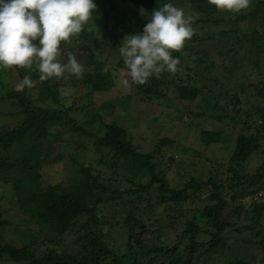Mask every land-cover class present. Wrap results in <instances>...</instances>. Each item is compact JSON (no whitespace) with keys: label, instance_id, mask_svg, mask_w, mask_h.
<instances>
[{"label":"trees","instance_id":"trees-1","mask_svg":"<svg viewBox=\"0 0 264 264\" xmlns=\"http://www.w3.org/2000/svg\"><path fill=\"white\" fill-rule=\"evenodd\" d=\"M169 2L191 18L194 35L180 51L173 52L180 61L177 72H162V79L154 74L143 85L133 84L137 89L135 94L143 96L141 101H157L163 96L168 98L161 85L173 84L181 99L189 103L202 100L199 97L202 87L192 84L191 78L185 79L180 72L184 66L187 70L194 69L193 78L198 76L201 81L198 74L201 71L214 80L221 102L216 103L213 116L217 120L225 116L239 134L230 142L221 136L225 128L220 126L202 128L200 134L205 145L231 144L233 150L226 170L229 175L224 180L218 170L210 169L207 179L193 176L182 187L173 188L161 173L164 156L154 160L160 152L157 147L151 152L140 150L128 127L120 125L116 115L110 122H103L105 111L115 104L107 100L97 106L94 95L110 90L114 75L109 59L98 55L91 46L92 34L84 26L75 36V46L67 48V56L72 54L79 61L85 54L87 59V65L82 64V79L69 76L84 87L81 105L75 106L79 96L70 107L49 108L39 104L34 92H27L29 88L17 92L1 83L8 91L0 95V101L10 105V111L1 112L17 115L19 119L13 127L0 130V180L12 183L13 201L24 217L11 220L0 211V264H264V162L254 172L243 173L250 158L264 152V82L251 93L253 98L244 102L242 97L251 91L249 87L242 84L240 95L225 88L233 83L230 79L234 77L233 69H227L223 79L212 74L216 60L201 46L202 41L213 40L216 54L223 62L232 59L234 66H241L245 58L261 69L264 66V0H250L247 9L252 10L239 13L218 11L208 0H95L102 12V34L109 37L110 41H106L113 49L120 48L125 35L141 32L151 12ZM210 25L222 27L202 33ZM65 46L61 42L60 48ZM116 64L124 65L121 57ZM16 68L21 78L30 76L40 98L59 101V80L40 81L35 63L30 70ZM126 99L132 103L130 95ZM243 103L248 106L244 107ZM228 105H233V110ZM117 109L123 112L120 107ZM73 112L86 115L84 124L78 122ZM253 114H257L261 123L247 134L245 129L253 124L245 119L252 118ZM198 115L207 114L200 111ZM98 120L103 128H97ZM63 123L93 140L97 157L86 164L81 156L72 155L74 175L51 181L40 169L43 159L48 157L46 144L50 143L52 128ZM155 124L159 123L154 121L152 128L159 133L163 125L156 128ZM62 158L64 155L55 159ZM175 158L173 155L168 160ZM94 161L110 173L100 171ZM180 164L195 166L191 160ZM124 182L129 187L123 188ZM206 185L212 186L209 200L194 210L185 229L176 235L174 244H169L166 237L169 230L165 231L167 218L173 216L175 222L177 216L185 215L186 201L191 198L189 190L200 192ZM254 196L257 197L250 204L251 210L244 211L241 199ZM3 199L1 194L0 204ZM144 201L148 203L146 207L141 206ZM109 207L116 209L105 213L104 209ZM153 212L159 215L157 219H152ZM243 214L246 215L242 217ZM32 222L38 224L37 231L29 227ZM8 224L14 230L7 228Z\"/></svg>","mask_w":264,"mask_h":264},{"label":"rangeland","instance_id":"rangeland-1","mask_svg":"<svg viewBox=\"0 0 264 264\" xmlns=\"http://www.w3.org/2000/svg\"><path fill=\"white\" fill-rule=\"evenodd\" d=\"M250 10H252V8L247 9L245 12H249ZM101 18L102 12L98 9V7H96L94 10V18L90 19L85 27L88 28L89 32L92 34L90 37L91 46L98 55L109 59L114 75L113 87L110 90L97 92L94 95V100L96 101L97 106L107 100H110L115 104V107L105 111L103 122H110L116 115V120L119 118V124L124 127H128L129 134L132 136L134 143L140 150L144 152H151L157 147L156 150H160V152L156 153L154 160H161V157L164 156V161L161 164V173L166 175L170 186L173 188L182 187L183 184L188 182L193 176H196L199 179H207V176L210 175V169H213L215 172L218 170V175L222 176L225 180L226 175H229L226 170L229 167V159L232 152L231 150H233L232 147H230L231 144L221 142L219 145H215V143L205 145L202 142L200 134V130L202 128L212 129L215 126L225 128L221 136L227 137L229 142L239 134V131L237 129H233V124L229 123L230 120L225 119V116L223 119L219 120L213 116L215 114L216 103L221 102L218 100V86L215 81L211 80L209 76H206L201 71H198L201 81L198 76V78H193L195 73L194 69L187 70L186 66H184L181 68L180 72L183 73L185 79L188 80L191 78L190 80L192 84L202 87L203 91L201 95H199L202 100H194L189 103V101L180 98L175 85L162 84L160 89L165 92L168 98L163 96L156 99L157 101H141L143 96L141 94H135L137 89L134 88L133 85H131L128 89H124L119 84L121 72H126L127 69L125 65L119 66L116 64L120 60L119 47L113 49L112 46H110V42L106 41L109 40V37L105 38L102 34L103 32L101 30H103V25L100 21L102 20ZM221 27L222 25H210L208 28L203 30L202 33L205 31L219 30ZM234 36L236 35H233V37ZM74 39L75 36L71 37L69 42H63L66 46L61 49V55L58 57L60 62H67V54L69 52L67 48L75 46V43L73 42ZM221 42H224V40ZM201 43V46H204V48L209 51L211 57L216 60L212 74H217L223 79V75L226 74L227 69H233L234 77L232 76L230 78L233 83H226L227 85H225V88H231L233 91L239 93L241 91L240 86L244 84L249 87L251 91L242 97V99L246 102V100H249L250 97L253 98L251 93L256 91L257 87H260L264 82V66L259 69L256 65H253L252 62L249 64V61L245 58L242 59L243 62L241 66H234V60L232 59L230 61L227 60L226 62H223L216 54V44L213 40L202 41ZM85 56V54L82 55L79 60V62L83 65H87V59ZM262 59H264V54ZM191 62L192 61H190L189 64L194 66ZM216 64L218 67H216ZM201 66H203V64ZM66 75H68V79H59L60 88L58 102L51 99L40 98L39 94L36 92L37 89L35 88L28 89L27 92H34L33 96L35 98H39L38 103L49 108L70 107L74 104V99L79 96L80 100L75 103V106L81 105V95L84 93V87L81 82L76 83L71 78L69 79L71 74ZM155 75L158 78H161L160 73ZM204 77L206 79H204ZM128 79L131 80V77L128 76ZM22 80L23 78H21V74L18 73L16 66L0 71V95L8 91L1 83H6L8 88L15 90V85ZM55 81L56 79L54 78L52 83ZM254 84H256L255 87L253 86ZM128 95L132 97V103L127 101L126 96ZM201 96H205L208 100L203 99ZM68 99L71 100L70 105H67ZM243 104H246L244 107L248 106L247 103ZM9 106L10 105L3 104V101H0V130L13 127L19 119L17 115L2 114L1 111H10ZM118 107H120L123 112H120L117 109ZM228 108L233 110V105H228ZM200 111L205 112L207 115H198ZM225 114L226 112H224V115ZM83 115V113L73 112V116L78 119L79 123H83L87 119L86 115ZM245 120H249V122H252L253 124L249 127L250 129H245L247 134L254 132L255 128H257V126L261 123L257 114H253L252 118H246ZM154 121L159 123L154 125L157 126L156 128L163 125V129H160L161 131L159 133H156L157 130H153L152 128ZM96 124L97 128H103L101 120H98ZM52 134L53 135L49 140L50 143L46 144L49 148L48 157L43 159L44 161L40 169L43 170L45 178L48 180L60 181L65 175H74L76 168L72 164V155L77 154V156H81L86 164H89L97 157L95 153L94 141L89 140L87 137L82 136L79 132L72 130L71 126L65 123L58 124L52 128ZM165 139L171 141V143H165L166 141H163ZM58 155H64V158L55 159L58 158ZM173 155L177 158L173 161L168 160L170 156ZM186 160L193 161L195 166H182L180 162ZM168 162H170L169 165ZM263 162L264 152L260 151L250 158L246 168L243 169V173L247 174L249 172H254L255 169ZM94 164L100 171L110 173V170L105 166L100 165L95 161ZM73 168L75 169L74 172ZM122 187H129V184L124 182V186L122 185ZM211 187V185H206L202 191L195 193L193 190H189L191 198L186 201L187 205H185V209L183 208L185 215L177 216L178 219L175 222L173 216L167 218L166 224H168V227L165 231L169 230V235L166 236L169 244H174L176 235L185 229L187 225L186 223L188 219L192 217L194 210H197L201 206L205 205L209 200V191ZM13 191L14 189L11 182L3 183L0 180V196L2 194L5 198L3 199V203L0 204V211H2L3 216L8 219L15 221H19L20 219L23 220L24 216H22V213L20 212L19 205L13 201ZM256 197L257 196L241 199L244 201V211L249 212L251 210L250 204ZM147 205L148 203L146 201L141 204L142 207H146ZM103 209L104 208H102V210ZM106 209L107 210L104 209V212L109 213L111 210L116 208L109 207ZM244 211L243 213H245ZM175 212L178 213L180 211L175 210ZM245 215L246 214H243L242 217ZM152 216L153 220L159 217L156 212H153ZM153 224L156 225L157 223ZM29 227L35 231L39 229L36 222L30 223ZM7 228L13 229V227L9 224ZM154 229L155 226L152 227V230ZM7 238L9 240L13 239L12 237ZM202 238H204V236H202ZM111 240L112 239L110 238V241Z\"/></svg>","mask_w":264,"mask_h":264},{"label":"clouds","instance_id":"clouds-1","mask_svg":"<svg viewBox=\"0 0 264 264\" xmlns=\"http://www.w3.org/2000/svg\"><path fill=\"white\" fill-rule=\"evenodd\" d=\"M208 3L218 11L239 13L249 7L250 0ZM96 7L95 0H0V71L13 66L30 70L35 63L40 81L68 79L66 74L82 79L84 66L74 55L69 54L66 64L59 61L60 45L83 31ZM193 35L192 20L182 8L170 2L155 8L141 32L123 38L119 54L127 71L120 74V86L143 85L162 72L175 74L180 61L173 52L180 51ZM34 87L26 75L15 90Z\"/></svg>","mask_w":264,"mask_h":264}]
</instances>
